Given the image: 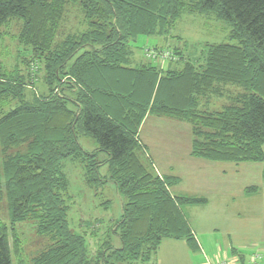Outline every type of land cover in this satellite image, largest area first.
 Masks as SVG:
<instances>
[{
    "label": "trees",
    "instance_id": "trees-1",
    "mask_svg": "<svg viewBox=\"0 0 264 264\" xmlns=\"http://www.w3.org/2000/svg\"><path fill=\"white\" fill-rule=\"evenodd\" d=\"M69 5L79 7L83 23L59 40ZM184 14L228 22L227 41L207 43L193 59L173 47L180 68L134 64L136 38L167 36ZM12 21L39 58L44 89L28 98L29 73L27 81L0 61V194L9 212L8 223L0 220V264H12L10 237L18 253L9 228L27 220L47 238L31 264H146L164 239L196 249L183 207L207 200L173 195L178 178L154 172L139 138L148 115L189 124L193 158L261 163L264 182V0H0V41ZM223 96L226 104L210 107ZM80 136L97 147L86 151ZM66 161L82 167L96 194L110 183L123 199L93 254L68 219L74 200Z\"/></svg>",
    "mask_w": 264,
    "mask_h": 264
},
{
    "label": "rangeland",
    "instance_id": "rangeland-1",
    "mask_svg": "<svg viewBox=\"0 0 264 264\" xmlns=\"http://www.w3.org/2000/svg\"><path fill=\"white\" fill-rule=\"evenodd\" d=\"M81 23L83 19L79 7L69 5L62 21L59 40H62L69 31L81 27ZM21 27L20 22L12 21L3 28L0 61L8 69L19 68L21 73L26 74L27 81L29 73L30 82L26 84L32 90L29 89L26 95L31 98L30 91L38 95L44 89L41 82L44 71L39 58H32L30 48L19 41ZM230 30L228 22L216 19L212 14H184L167 36H138L132 43L133 57H136L134 64L150 61L144 54L148 48L151 49L148 51L159 56L164 53L160 50L171 52L172 57H165L166 61L161 66L163 69L168 65L180 68L181 60L178 61L179 57L173 54V47L177 46L183 52V58L193 59L203 53L207 43L227 41ZM160 47L162 49H159ZM236 91L238 89L230 88V93ZM227 101L228 97L223 96L212 98L209 104L214 109H220ZM139 138L147 146L153 170L162 175H178L184 191L193 190L202 184L198 188L199 192L184 193L207 198L206 204L183 207L194 233L196 249L190 248L183 240L164 239L155 256L146 264H201L205 256L213 258L218 247L221 250L239 247L242 251L244 248L264 256V182L261 163L203 161L205 166L198 170L195 168L198 161H191L188 158L191 140L189 124L166 117L149 116L140 127ZM78 141L86 151H92L97 147L91 137L80 136ZM64 165V171L70 181L71 199L74 200L68 219L72 229L79 230L85 235L89 253L93 254L98 248L99 238L110 234L111 226L120 217L123 199L110 183L104 185L96 194L84 184L82 167L79 164L66 161ZM105 173L106 167L103 166L100 174ZM197 180L200 181L196 182ZM175 185L170 187V192L173 195L182 194V190L177 189ZM249 186H257L258 192L245 194L244 189ZM2 197L0 194V220L8 223L7 202L5 197ZM107 200L109 202L103 204ZM105 204L108 205L107 208ZM9 230L15 232L18 244V253L15 254L11 245L13 238H9L12 264H31V259L47 245V238L37 235L34 224L28 220L15 224Z\"/></svg>",
    "mask_w": 264,
    "mask_h": 264
},
{
    "label": "built area",
    "instance_id": "built-area-1",
    "mask_svg": "<svg viewBox=\"0 0 264 264\" xmlns=\"http://www.w3.org/2000/svg\"><path fill=\"white\" fill-rule=\"evenodd\" d=\"M151 49H145L144 54L150 60L153 61L156 65L162 66V64L166 61L165 57L171 56V52L167 50H160V52H164L160 56L156 53H152L148 51ZM205 264H264L262 260V256L258 254V252L252 253L248 258L243 257L242 255L236 253L232 254H224L217 253L213 258L205 257Z\"/></svg>",
    "mask_w": 264,
    "mask_h": 264
},
{
    "label": "crops",
    "instance_id": "crops-1",
    "mask_svg": "<svg viewBox=\"0 0 264 264\" xmlns=\"http://www.w3.org/2000/svg\"><path fill=\"white\" fill-rule=\"evenodd\" d=\"M134 58H136V57H134ZM137 64H140V63H137ZM166 69V68H165ZM149 116H152V115H148V116H146L145 117V119L143 120L144 121V123H145V121L148 119V117ZM155 117H157V116H155ZM160 118V117H159ZM167 118V117H166ZM169 119H171V118H169ZM172 120H174V119H172ZM177 121V120H176ZM143 123V122H142ZM141 126H142V124H141ZM140 126V127H141ZM190 127V126H189ZM139 130H140V128H139ZM191 141V140H190ZM142 143V142H141ZM143 144V143H142ZM144 145V144H143ZM145 147H146V150H147V146L146 145H144ZM189 152H190V148H189V151H188V158L191 160V161H198V162H196L197 163V165L198 166H200V167H195L196 169H198V170H202V167H204L205 166V164H203L204 162L203 161H206V160H203V159H199V158H193V157H191L190 156V154H189ZM149 157H148V159L151 161V157H150V154L148 155ZM152 162V161H151ZM206 162H210V161H206ZM152 164H153V162H152ZM155 170V169H154ZM155 173H157L159 176H166V175H162L161 173H159L158 171H154ZM169 175H173L174 176V174H169ZM177 178H179V183L177 184V185H175V187H177V189H179V190H182L181 192H183L182 194H180V195H186L184 192H193V191H196V192H199L198 191V188L202 185V184H199L198 185V187H196L195 189H193V190H189V191H184L185 189H183V186H182V180H181V178L180 177H178V175H175ZM198 181H200V180H197L196 182H198ZM202 183V182H201ZM190 196H193V197H202V196H196V195H190ZM203 198H205V197H203ZM206 200H207V198H205ZM207 203V202H206ZM205 203V204H206ZM191 206V205H190ZM192 229V228H191ZM193 231V230H192ZM231 249H222L223 250V253L224 254H232V253H238V254H240V255H242L243 257H245V258H248V256H250L252 253H254V252H252V251H250V250H247V249H244L243 248V251L242 250H240L239 249V247H237V248H232V247H230ZM222 250H221V248L220 247H218V250H217V252L216 253H221L222 252ZM262 256V260H263V263H264V256L263 255H261ZM206 257V256H205ZM205 262H206V260H205V258H204V261L203 262H201V264H205Z\"/></svg>",
    "mask_w": 264,
    "mask_h": 264
}]
</instances>
